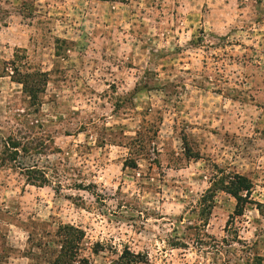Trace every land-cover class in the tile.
I'll list each match as a JSON object with an SVG mask.
<instances>
[{
	"label": "rangeland",
	"instance_id": "obj_1",
	"mask_svg": "<svg viewBox=\"0 0 264 264\" xmlns=\"http://www.w3.org/2000/svg\"><path fill=\"white\" fill-rule=\"evenodd\" d=\"M0 153V264H53L66 226L74 264H264V0H0Z\"/></svg>",
	"mask_w": 264,
	"mask_h": 264
},
{
	"label": "trees",
	"instance_id": "obj_2",
	"mask_svg": "<svg viewBox=\"0 0 264 264\" xmlns=\"http://www.w3.org/2000/svg\"><path fill=\"white\" fill-rule=\"evenodd\" d=\"M11 65L14 66L13 61ZM12 76L11 78L21 85L23 94H25L34 104L38 100L39 94H41L44 90L43 88L46 82V74L40 72H34L32 74H21L16 66H14L12 70ZM30 142L33 143V146ZM5 145L6 146L4 149V153H6V156L1 155V153L3 154V152H1L0 155L3 157V159H6L8 157V161L10 162H15L16 157L28 156L29 154H31L29 153V151L31 150H33L34 153L39 154L44 153V150H46V147L40 141L29 140V132L21 137L17 136L16 134L13 136H9L7 139H5ZM39 148H41V150H39ZM126 167L135 169L137 166L134 161L129 160L126 164H124V168ZM15 168L23 171V175L26 177V181L28 184L37 187H44L46 185H49V179L46 177V170H40L35 166H16ZM226 187L227 193L230 194L236 201L234 214L231 216V218L233 219L235 218V216H241L244 210V206L248 204L249 197L251 195L252 184L245 177L233 175L231 178H229ZM56 191H58V189H56ZM232 227L233 232L236 233L235 227ZM61 229L62 230H60V233L58 232L57 235L59 238L58 244H62V251L59 250V252H56L58 253V255L55 256L53 264H74L76 261L74 254L77 252L78 245L84 238V234L83 232H80L79 230L71 226H66ZM101 248L103 247L99 244H96V248H94L93 253L98 254L100 252L99 249ZM82 262L83 264H87V259H82ZM139 263H146L145 258L140 254L131 252L127 247H124L123 250L116 255L115 260L111 261V264Z\"/></svg>",
	"mask_w": 264,
	"mask_h": 264
}]
</instances>
